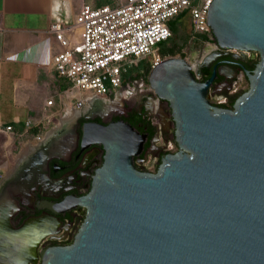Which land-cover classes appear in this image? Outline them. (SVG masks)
Masks as SVG:
<instances>
[{
	"label": "water",
	"instance_id": "1",
	"mask_svg": "<svg viewBox=\"0 0 264 264\" xmlns=\"http://www.w3.org/2000/svg\"><path fill=\"white\" fill-rule=\"evenodd\" d=\"M208 23L219 49L260 55L234 107L209 99L216 69L203 82L185 58L168 56L149 82L171 103L179 151L143 172L134 156L145 136L129 126L86 129L85 140L98 138L87 144L107 152L79 199L88 212L75 242L38 252L37 238L7 250L42 264H264V0H213Z\"/></svg>",
	"mask_w": 264,
	"mask_h": 264
},
{
	"label": "flooded vegetation",
	"instance_id": "2",
	"mask_svg": "<svg viewBox=\"0 0 264 264\" xmlns=\"http://www.w3.org/2000/svg\"><path fill=\"white\" fill-rule=\"evenodd\" d=\"M211 56L196 74L201 80L209 75L204 82L216 69L209 99L215 106L233 108L238 94L235 84L245 80L248 65L254 64L250 71L256 69L260 55L217 48L204 60ZM147 69L144 66L139 72ZM149 84V75L147 79L141 76L111 96H94L82 108L71 109L40 142L2 155L0 264H42L41 259L34 263L29 253L20 256L7 250L21 240L32 248L40 239L38 252L75 242L88 212L79 199L91 192L94 174L104 164L107 152L101 143L87 144L98 138L93 135L85 140L86 129L129 126L145 136L142 150L134 156L135 166L143 172L156 173L164 155L179 151L171 103L148 88ZM221 96L225 102H220ZM151 159L154 167L150 170Z\"/></svg>",
	"mask_w": 264,
	"mask_h": 264
},
{
	"label": "built area",
	"instance_id": "3",
	"mask_svg": "<svg viewBox=\"0 0 264 264\" xmlns=\"http://www.w3.org/2000/svg\"><path fill=\"white\" fill-rule=\"evenodd\" d=\"M213 0H114L95 6L84 3L71 14L64 3L54 8L51 31L59 44L52 57L54 69L71 85L75 101L70 108L80 109L94 96H111L130 85L132 70L140 63L152 70L167 57L161 47L174 36L171 24L180 16L191 19L193 37L214 38L208 23ZM220 102L226 98L221 96ZM54 99L48 100L52 105ZM53 117L45 115L36 124L38 142ZM31 121L27 126H31ZM0 133L15 135L13 125L0 123ZM26 130L21 135L27 134Z\"/></svg>",
	"mask_w": 264,
	"mask_h": 264
},
{
	"label": "crops",
	"instance_id": "4",
	"mask_svg": "<svg viewBox=\"0 0 264 264\" xmlns=\"http://www.w3.org/2000/svg\"><path fill=\"white\" fill-rule=\"evenodd\" d=\"M57 3H64L63 8L74 15L84 3L94 5L99 0H0V123L15 130V135L0 133V157L40 142L34 139L38 121L45 115L53 117L45 137L76 100L70 83L52 63L59 49L51 31ZM50 99L52 105L47 104Z\"/></svg>",
	"mask_w": 264,
	"mask_h": 264
},
{
	"label": "rangeland",
	"instance_id": "5",
	"mask_svg": "<svg viewBox=\"0 0 264 264\" xmlns=\"http://www.w3.org/2000/svg\"><path fill=\"white\" fill-rule=\"evenodd\" d=\"M180 22L181 23L178 33L174 34L167 46H183L182 51L177 53L176 56L183 57L181 54H184L185 57L183 58H185L192 65L193 69L197 71L198 63L202 62L208 54L217 49L218 44L217 42H203L196 37H193V28L190 18L183 17ZM144 66L145 63H140L139 65L140 68ZM249 84V79L247 77L245 80L239 81L237 84H235L237 92L241 93L242 91H246L249 88ZM147 87L154 91L151 84H149ZM1 160L2 158L0 157V171L1 168H4ZM153 167V159H151L148 162V168L151 170Z\"/></svg>",
	"mask_w": 264,
	"mask_h": 264
},
{
	"label": "trees",
	"instance_id": "6",
	"mask_svg": "<svg viewBox=\"0 0 264 264\" xmlns=\"http://www.w3.org/2000/svg\"><path fill=\"white\" fill-rule=\"evenodd\" d=\"M114 3V0H99V3L98 4H94L95 6H101V5H105V4H112ZM183 17L180 16L179 18H176L172 24H171V27H172V30H173V33L176 34L178 33L179 31V28H180V20L182 19ZM197 39H199L200 41H203V42H217V39L214 35V38L211 39L208 35H205V34H199L197 37ZM172 39V38H171ZM170 39V40H171ZM168 43H165L162 45L161 47V54L165 57H168V56H175L177 53L181 52L182 49H183V46H178V45H174V46H167ZM183 57H185L184 54H181ZM254 64L252 65H248L247 68L252 70ZM140 67L132 70L131 74H132V77L133 79L134 78H137V77H141V76H144L146 77V79L148 78V75L150 74V71L149 69H147L145 72L143 73H140ZM207 77H209V75H205L202 80H205ZM200 81H202L201 79H199ZM248 90V89H247ZM246 90V91H247ZM246 91H242L241 93H238L237 94V97H234L235 99L232 101V102H235L238 98H239V95H242L244 94ZM225 105H220V107H224Z\"/></svg>",
	"mask_w": 264,
	"mask_h": 264
}]
</instances>
